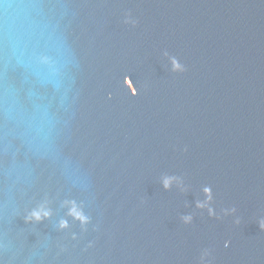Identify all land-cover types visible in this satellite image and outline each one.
<instances>
[{
    "label": "water",
    "instance_id": "water-1",
    "mask_svg": "<svg viewBox=\"0 0 264 264\" xmlns=\"http://www.w3.org/2000/svg\"><path fill=\"white\" fill-rule=\"evenodd\" d=\"M262 220L264 0H0V264H264Z\"/></svg>",
    "mask_w": 264,
    "mask_h": 264
},
{
    "label": "clouds",
    "instance_id": "clouds-1",
    "mask_svg": "<svg viewBox=\"0 0 264 264\" xmlns=\"http://www.w3.org/2000/svg\"><path fill=\"white\" fill-rule=\"evenodd\" d=\"M125 23H132V24H135L136 21L134 19L131 18V16L129 15L126 20H125ZM164 55L168 58V60L170 61V64H171V69L172 71L174 72H184L186 71V66L181 63L180 59L178 57H176L175 55H171L167 50L164 51ZM139 92H137L136 94H138ZM185 151H187V147H185ZM179 178L178 177H175V176H165L164 177V180H163V183H164V186L166 188H170L172 186V183L174 181H178ZM204 191L206 193V196H207V199L204 201V202H198L197 206L198 207H208L209 209V213L210 214H215V209H213L211 206H210V202L212 201L213 199V195H212V189L210 186H206L204 188ZM70 215H72L75 219H78L80 222H81V225L85 227V230H86V226L91 223V217L88 216L82 208H80L79 206H77L75 204V202H73V207L70 209ZM51 215V212L50 210H45L43 212H41L40 210H33L30 215L28 216V219L31 220V219H35L37 221L39 220H42L48 216ZM183 220L185 223H191L192 221V216L191 215H186L183 217ZM261 228H264V220L261 221ZM60 227L61 228H66L68 227V222L66 220L64 221H61L60 223ZM73 238L75 239L76 238V234L73 233Z\"/></svg>",
    "mask_w": 264,
    "mask_h": 264
}]
</instances>
